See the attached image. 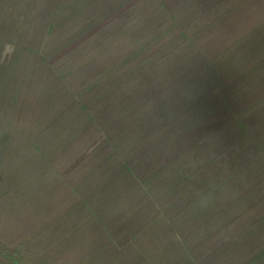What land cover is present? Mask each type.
Wrapping results in <instances>:
<instances>
[{
	"label": "rangeland",
	"instance_id": "1",
	"mask_svg": "<svg viewBox=\"0 0 264 264\" xmlns=\"http://www.w3.org/2000/svg\"><path fill=\"white\" fill-rule=\"evenodd\" d=\"M175 240L264 264V0H0L3 264Z\"/></svg>",
	"mask_w": 264,
	"mask_h": 264
},
{
	"label": "crops",
	"instance_id": "2",
	"mask_svg": "<svg viewBox=\"0 0 264 264\" xmlns=\"http://www.w3.org/2000/svg\"><path fill=\"white\" fill-rule=\"evenodd\" d=\"M172 243H174L172 246H154L151 254L148 251V255L132 257L129 264H199L193 257L186 254L182 242L175 240ZM0 264H3L1 252Z\"/></svg>",
	"mask_w": 264,
	"mask_h": 264
}]
</instances>
